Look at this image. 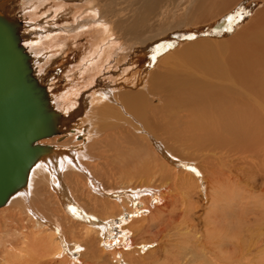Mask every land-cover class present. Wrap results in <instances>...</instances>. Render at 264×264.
<instances>
[{
  "label": "bare ground",
  "instance_id": "1",
  "mask_svg": "<svg viewBox=\"0 0 264 264\" xmlns=\"http://www.w3.org/2000/svg\"><path fill=\"white\" fill-rule=\"evenodd\" d=\"M8 1L0 0V9L14 26L10 11L15 7L7 4ZM244 1L93 0L99 7L95 12L103 22L99 21L100 33L107 35L104 39L115 38L122 58L131 52H134V60L151 56L145 68L149 66L152 70L140 90L114 93L112 85L103 86L101 95L89 97L93 104L91 109L86 104L88 101L85 105L82 101L76 117L85 113L87 119L82 125L77 122L73 126L78 131L89 129L82 134L86 133L91 140L111 130V136H108L116 141L113 153L117 155L112 156L119 165L109 170L106 168L109 160L100 168L92 165L95 159L92 153L103 156L99 150L104 141L95 140L92 144L87 140H83L87 143L77 141L79 149L56 150L55 146L69 144V137L55 139L53 136L42 140L49 138L47 111L58 112L48 106L36 113L39 123L31 141L54 150L35 164L29 171L28 180L2 206L5 210L15 207L28 214V221L34 223L37 231L31 232L32 245L49 252L48 255L55 259H59L65 250L80 249L83 251L82 264L87 258H102L101 239L111 222L140 203L150 215L148 224L135 230L127 264H144V255L137 248L159 242L157 235H162L174 221L176 224L177 218H188L186 215L199 207L193 201L195 195L211 197L218 206L226 200L232 206L244 208L243 204H247L244 201L249 200L245 192L253 193V189L259 188L257 181L264 179V5L229 40L202 39L176 48L182 28L215 23ZM17 45L21 50L15 58L33 63L32 74L37 75L39 85L45 88L22 35ZM125 79L133 80L131 76ZM71 94H64V101L79 103L75 99L79 94ZM155 98L159 99L157 105ZM123 118L129 121L130 128L126 130L119 129L116 124ZM57 122L64 128L70 127L62 115ZM69 122H74V118ZM82 134L80 132L79 137ZM23 173L16 169L9 185L22 180ZM104 176L118 177L126 182L124 187H118L121 196L109 183L102 187L106 194L101 193L99 181ZM127 189L130 193L125 195ZM146 192L154 199V196L159 198H156L154 210L151 209L154 201L143 194ZM255 205L253 214L259 215L263 207L258 202ZM98 209L106 216L102 221L95 216ZM224 210L211 209L214 216L208 217L222 228L220 232L216 226L218 232L204 237L192 226L189 251L184 252V248L179 253L185 254L178 255L173 261L168 256L165 264H246L251 257L254 261L257 259L258 264H264V258L255 257L253 253L247 255L241 250L244 230L241 210L235 231L229 229L225 218H220L225 215ZM155 224L161 225L159 232L150 240L139 242V237L150 234ZM228 231L234 232L232 237L235 238L231 239L235 241L231 244V252H227L231 247V242L226 239ZM70 234L78 235L82 240L72 241ZM42 262L39 260L37 264Z\"/></svg>",
  "mask_w": 264,
  "mask_h": 264
},
{
  "label": "rangeland",
  "instance_id": "2",
  "mask_svg": "<svg viewBox=\"0 0 264 264\" xmlns=\"http://www.w3.org/2000/svg\"><path fill=\"white\" fill-rule=\"evenodd\" d=\"M245 1L239 4V6L230 13L218 18L215 23L212 22V24L199 27L193 26L182 28V32L179 33L180 36L178 37L176 48L186 42H197L202 39H218L222 41L234 37L235 34L250 21L257 10L264 5V0ZM13 3L15 9L13 10L11 8V15L18 11L20 15L25 18L27 26L23 25V32L21 35L24 45L28 48L29 53L34 58L35 67L39 70L37 74L40 80L45 84L46 82L50 83L52 89L55 91V95H51L53 104L49 106V109L62 112V119L67 121V125L70 126L69 128L67 127L66 130L64 129L65 132H63V134H58L53 137L55 139L69 137V144L64 147L55 146V149H64L62 151L69 152L79 149L80 146L78 148L76 146L77 141L83 143L89 142L92 144L95 143V140H101L104 141L103 143L105 144H103V147L99 150L103 156L95 154L96 152L92 153L93 157H95L92 161V165H96L100 168V165H102L103 162L109 160V166L106 167L108 170L109 168L118 166L119 164L116 165L114 162L117 161L116 158H113L112 156L116 155V153H113L115 152V149L113 151V148L116 141L109 137L111 136V130H107L98 138L91 140V138L89 139L86 137V133L82 134L89 129L82 128V130L79 129L78 131L73 125L77 122L81 125L84 123L85 118L87 119V116L84 115L85 113L81 115L83 118L80 116L76 117L79 108H81L82 101L84 102V105L85 102L88 101L86 104L91 109L93 104H91V99L89 100V97H93L95 94L97 97L98 95H101L103 86L112 85L111 88H113L112 91L114 93L134 89L140 90L141 86H144L146 83V80L149 78L148 75L152 70L148 68L149 66L147 69L145 68L150 61L151 56L144 58L143 56H140L138 59L134 60V52L130 51L131 54H126V57L122 58L123 56L120 51V46L115 38L111 37L105 40L104 38L107 36L106 32L100 33L101 28L99 29L98 26L101 25L99 23L101 20H99V15H97L98 12H95L99 7L96 6V3L93 2V0H13ZM101 23L103 22L101 21ZM171 29L172 28H170V30ZM165 51L167 50H164V52ZM132 61H134L135 64ZM130 76L133 78L131 82L125 79ZM126 83L128 84L126 85ZM67 93L79 94L75 97V99H78L79 103L71 102L67 104L64 101V98H62V96ZM94 99L96 100L97 98ZM150 99L151 98H149V100ZM156 100L157 101L154 102L155 105H157L156 103L159 99ZM74 105L77 106L74 107ZM73 118L75 123L69 122ZM78 120L82 121L79 122ZM128 123L129 121L126 120V118H123L118 119V123L116 124L119 126V129L122 127L126 130L129 127ZM80 132L82 135L79 137L78 134H80ZM139 134H141V132H139ZM159 138H162V136H159ZM49 139H52V137L42 141ZM83 140H87V142H84ZM102 151L105 152V154ZM108 183L113 186V189L120 193L118 187H124V183L126 182H122L118 177L110 179L104 176L102 180L99 181L101 193L103 191V193L106 194V192L102 190V187H106ZM257 186H259V188L253 189V193L250 195L248 192H245L246 197H249V200L246 199L244 201L247 203L243 204L245 205L244 208H238L236 205L232 206L231 202L228 203L226 200H223V204L218 206L211 197L209 199L200 194L195 195L193 201L196 202L199 207L193 210L189 215H186L189 216L188 218L191 220H187L188 218L185 216L183 218L180 217L181 220L177 218L178 220L176 221V224L174 221L172 223L173 225L171 224L167 227L162 235H157L159 242L147 244L143 248H137V250L141 249V253L144 255V264H165L168 260V256H171V261L177 258L178 255L183 256L185 254L184 252L189 251V244L193 238L191 236L193 234L191 229L192 226H195V228L199 230V233L204 237L211 236L214 234L213 232H218L216 231L217 228H219V226H217L218 224H215L213 221L214 219L208 218L209 215L213 214L212 216H214L213 211H211V209L214 208H218L219 210L226 209L222 212L225 215H220V218H225L226 225L228 224L229 229H232L233 231H235L234 228L238 223L237 221L241 218V214H239V210H241L243 218L240 220L244 219L241 223H243V229L245 230H242L241 250H244L247 255L253 253V256L263 259L264 179H259L257 181ZM210 190L211 189H209V191ZM126 191L125 195L130 193L129 189ZM242 192L244 193V191ZM143 194L149 196L152 202L154 201L153 204H151V209L154 210L155 205L158 202L156 199L158 196H154V199L148 192ZM115 197L116 198L114 199H117V196ZM257 202L263 208H261L262 212H260L259 215H254L253 213L256 209L255 204H257ZM131 210V212L115 218L111 222V226L108 227L106 234L103 235L100 245V249L104 252L103 257L87 258L88 260H84L85 264H127L128 256L132 251V248L130 247L131 239L136 235L135 230L147 225V218L150 215L149 210L144 209V206L140 203L135 204ZM227 210L233 211L228 212ZM99 212H101L100 209L97 210L95 216L102 221L106 216L102 212ZM27 215L28 214L26 213L15 210V207L10 210H5V208L2 207L0 208V264H37L39 260L43 261L40 264H67L66 260L69 264H82L80 257L83 251H81V249L79 251L74 250L73 252L65 250L64 254H62L60 258L58 257L59 259H55L48 255L50 254L49 252H45V250L32 245L33 241L31 238V232L35 231L37 233V231L34 227V223L28 221L29 217ZM216 219H218V217H216ZM187 222H189L190 225ZM106 223L107 222L104 224L106 225ZM161 228L160 224L153 225L151 233L140 236L139 242L145 239L150 240L151 236L157 234ZM220 228L219 232L222 229ZM256 230L258 231L256 232ZM229 232L230 231L227 233ZM233 233L230 232L228 234L229 237L227 236L228 238H226L228 242H231L229 244L230 246L235 242L232 241L235 239L232 237ZM257 234L259 237H257ZM78 235H75L74 237L73 234H70L69 238L72 241L82 240ZM231 248L232 246L227 248V252H231ZM183 249L184 252L179 253ZM250 250L251 253L249 252ZM253 258L254 257L249 258V260L247 259L249 263L245 261L246 264H258V262H256L257 259L254 261Z\"/></svg>",
  "mask_w": 264,
  "mask_h": 264
},
{
  "label": "water",
  "instance_id": "3",
  "mask_svg": "<svg viewBox=\"0 0 264 264\" xmlns=\"http://www.w3.org/2000/svg\"><path fill=\"white\" fill-rule=\"evenodd\" d=\"M12 3L13 0H9L7 4L12 6ZM10 20L14 26L0 9V207L28 180L29 171L35 164L54 150L47 145L33 144L31 136L39 123L36 113L53 104L51 95H55V91L48 82L45 88L39 85L37 75L32 74L33 63L15 58L21 50L17 44L21 41L23 25L27 24L18 11ZM62 114L47 111L49 138L63 134L62 131L67 129L57 122ZM40 122L43 125V119L40 118ZM16 169L24 171L23 178L9 185Z\"/></svg>",
  "mask_w": 264,
  "mask_h": 264
}]
</instances>
